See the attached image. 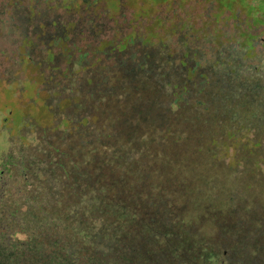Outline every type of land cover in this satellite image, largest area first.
<instances>
[{"label": "rangeland", "instance_id": "obj_1", "mask_svg": "<svg viewBox=\"0 0 264 264\" xmlns=\"http://www.w3.org/2000/svg\"><path fill=\"white\" fill-rule=\"evenodd\" d=\"M107 1L102 63L131 48L145 65L115 81L125 106L103 119L131 134L102 179L84 173L82 141L110 125L83 99L62 102L39 51L31 65L0 33V264H264V15L250 7L264 2ZM72 10L59 19L76 21ZM136 119L168 128L145 145Z\"/></svg>", "mask_w": 264, "mask_h": 264}, {"label": "trees", "instance_id": "obj_2", "mask_svg": "<svg viewBox=\"0 0 264 264\" xmlns=\"http://www.w3.org/2000/svg\"><path fill=\"white\" fill-rule=\"evenodd\" d=\"M261 1L264 2V0ZM67 2L69 4H66ZM101 2H105V4H101ZM74 4L76 6L73 8ZM107 4V0H0L1 35H5L7 38L10 37L9 35H14L17 47L23 51V56L27 58L31 65L33 61L29 57V52L39 51L36 56L47 65V70L50 69L49 75L46 76L43 68L39 66V76L43 81L44 79L52 81L51 89L63 90L60 92L62 102L70 104L71 95L74 102H80L83 99L84 103L82 105L84 109L92 108L90 115L92 118L96 120L102 119L103 123L107 122L106 125H110L105 128L110 131L109 133H100L91 137L90 140L87 137L82 141V146L86 148L83 158L85 161L90 162H84V173L90 177L98 175L101 179L102 175H107L110 170L115 168L113 165L110 167L111 161L117 157L111 153V147L119 143L126 145L129 140L128 135L131 134L128 133L127 136L113 134L112 125L114 122H112L111 118L103 119L108 115L116 101L119 103L117 99L115 101V97H117L116 91L120 89L116 82L118 78L126 77L128 72L130 73L133 70L136 72L142 71V67L145 65L142 57L136 59V55L140 54V52L131 48L125 52V61L118 62L119 60H114L111 64L102 63L107 54L114 51V42L111 36L104 33V23L106 22L103 21L108 7ZM258 6L264 13V7L260 6L259 2ZM59 9H66L68 13L70 9H73L72 11L78 14L81 20L83 17L85 19L79 24L78 29H74L75 25H78L80 21L79 17L74 22L62 21L59 19L57 12ZM63 22H66V24ZM71 25L75 36L72 39L71 46H68L67 42L71 40L69 36ZM28 26H31L30 34H33L34 39L27 33ZM51 29L52 33H50ZM77 33L83 36L81 38L83 41L82 47H78L75 42V37L78 36ZM89 38L90 40L88 41ZM141 42L142 45L147 44V41ZM133 43L134 39L131 36H127L124 40V45H119L126 48L127 45H132ZM55 48L60 52H54ZM141 52L143 53L142 50ZM62 64H64V67L61 66ZM125 66L128 69L124 70ZM75 74L79 76L78 79H80L82 85L79 89L73 91V87L65 85L64 80L71 77V79H75ZM115 89L117 90L115 91ZM126 90V87L121 89L120 92L123 93L119 94H124ZM119 104L125 106L123 103ZM122 121L124 120H121L120 123ZM85 122L89 123V120L86 118ZM167 124L168 121L165 126L155 123L147 125L136 119L134 120L133 131L136 132L135 135L139 141H144L145 145H148L152 135H159L156 133L165 131L168 128ZM144 126L145 128H141ZM135 135H131L130 139H133ZM117 136L120 138H117ZM130 150L134 151L137 149L131 148ZM96 151H98L99 155L94 153ZM151 152L156 155L159 150L152 147ZM126 172V166H124L122 170L119 168L116 174L121 175Z\"/></svg>", "mask_w": 264, "mask_h": 264}, {"label": "water", "instance_id": "obj_3", "mask_svg": "<svg viewBox=\"0 0 264 264\" xmlns=\"http://www.w3.org/2000/svg\"><path fill=\"white\" fill-rule=\"evenodd\" d=\"M250 7H252V8L257 7V8L260 9V7L258 6V4H257L256 6H250ZM260 10H261V9H260ZM261 13L264 15V13L262 12V10H261Z\"/></svg>", "mask_w": 264, "mask_h": 264}]
</instances>
